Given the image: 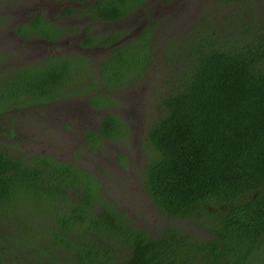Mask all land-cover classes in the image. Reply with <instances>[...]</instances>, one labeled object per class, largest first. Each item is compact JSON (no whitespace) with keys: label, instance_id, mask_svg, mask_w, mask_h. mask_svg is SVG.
Here are the masks:
<instances>
[{"label":"trees","instance_id":"1","mask_svg":"<svg viewBox=\"0 0 264 264\" xmlns=\"http://www.w3.org/2000/svg\"><path fill=\"white\" fill-rule=\"evenodd\" d=\"M145 1L94 0L83 12L121 21ZM220 1L241 6L248 0ZM244 15L232 39L194 24L178 46L186 54L175 76L179 85L160 101L144 138L142 184L153 205L167 217L201 223L209 237L174 225L154 236L117 210L90 172L46 154L17 155L9 151L15 145L0 140V264H264V14ZM27 26L47 40L61 32L39 14L17 31ZM119 35H89L80 43H112ZM149 40L145 28L112 46L98 81L88 78L82 54L6 67L0 113L83 98L104 112L99 132H83L90 149L102 137L123 139L128 123L108 110L117 103L111 92L148 75Z\"/></svg>","mask_w":264,"mask_h":264},{"label":"rangeland","instance_id":"2","mask_svg":"<svg viewBox=\"0 0 264 264\" xmlns=\"http://www.w3.org/2000/svg\"><path fill=\"white\" fill-rule=\"evenodd\" d=\"M63 1L70 2L69 0H0V13L5 14L4 10L1 9L2 7L10 9L33 7L37 9L38 6H51L49 9L52 11L48 16L52 14L59 17V22L63 24L77 25L74 35L76 36L81 30L82 25L79 21H82L83 12L78 9L70 18L60 17L58 7ZM85 1L87 0H78L79 3ZM45 2L48 3L45 4ZM76 2L77 0H75V6L78 4ZM241 6H236L233 3L225 4L220 0H170L165 3L164 7L160 6L161 9L156 13L160 16L152 17L155 23L153 24L151 44L156 55L158 51L163 49L166 50L164 52L166 55L155 57L156 59L151 62L150 73L140 83L127 85L111 92L117 103L108 110L119 114L128 123L130 129L127 134L129 140L125 143L121 145L120 143L108 145L105 143L102 149L95 148L96 150L90 149L84 143L82 144L83 130L96 129V119L102 112L91 110L83 98L71 97L62 100L64 102L63 107L54 105L55 108L47 109L46 114L51 112L52 117L45 121L41 122V119L32 118L30 115L29 118H32V122L29 120V123L32 124L26 127L30 131L25 132V137H32L30 140L21 141V138H18L19 141L10 140L4 144L6 146L11 145V143L15 145L17 149L14 148L13 153L21 156L38 153L37 149L45 148L46 151L52 152V154H47L49 156L59 157L61 155L59 158L63 162L81 163V166L95 170L97 174L94 173L102 180L101 187L104 196L107 194L116 201L119 197L121 199L120 206H126V211L135 225L146 228L154 236H157L166 225H174L183 230L191 231L202 239L208 238L209 232L202 227L201 223L188 218L167 217L153 205L144 191L141 172L148 154L144 138L147 128L160 115L162 106L160 101L171 89L179 85L175 76L178 74V70L184 66L186 58V54L178 49L181 41L186 36L193 35L191 28L194 24L196 28L202 31H206L204 28L210 27L212 31H216L218 34L222 33V38L232 39L238 34L235 27L240 28V20L238 19L247 18L244 15L245 11L255 20L264 14V0H248ZM204 14L206 20L201 17ZM9 22L10 20H8ZM86 22L82 21V23ZM150 22L152 23V21ZM123 23L119 21V27H122ZM108 27V24L105 23H95L94 29L105 33V29ZM13 44L15 42L9 43L5 40L0 48L3 47L5 51H11ZM105 51L100 49L96 55L93 53L91 56L97 58L102 56L101 54H104ZM99 67L100 64L94 65V69ZM67 105H72V114L64 120V115H61L59 119L55 118L57 114L55 109H65L68 107ZM80 113H84L83 117L82 114L80 116ZM14 116V127L17 133H20L22 123L25 124V121L28 120L29 110L23 111L21 115L18 112L17 116L15 114ZM33 129H36L39 134L31 133ZM33 142L37 144L34 145ZM118 152L128 153L124 155L126 159L124 168L113 162V157L120 155L117 154ZM118 156V161L124 163L123 156ZM112 165H114L113 169H111ZM137 173L140 186L134 182L132 184Z\"/></svg>","mask_w":264,"mask_h":264},{"label":"flooded vegetation","instance_id":"3","mask_svg":"<svg viewBox=\"0 0 264 264\" xmlns=\"http://www.w3.org/2000/svg\"><path fill=\"white\" fill-rule=\"evenodd\" d=\"M70 2L67 3V1H63L60 4V7H58L59 11L58 14L60 15V17H69L72 16V14L74 12H76L78 9H80V11L83 12V8L87 5L90 4L92 1L94 0H87L83 3H79L78 0L76 3L80 4H76L77 6H75V0H69ZM167 1L166 0H146L145 3L141 6V7H137L135 9H133L132 11H130V14L125 15L124 17L121 18L120 22H124L123 25H121L122 27H119V20H114V21H100L98 19H95L87 14L82 15V21H87L86 23H82L81 22V30L80 32L75 35V32L77 30V28H75L74 24H63L61 22H59V17H55L54 15L51 14V16H48L49 13L52 11L51 6H38V8H33V7H28L25 8L23 7L21 8H14V9H10L8 7H2L1 9L4 10V13H0V45H2L5 40L8 41L9 43H14L12 45L11 51H5L3 47L0 48V76L3 74V71L6 67H11L14 65H19L22 63H35L37 61H43L45 60V58L49 55L52 54H65V53H69V54H82L86 57H88V66H89V72L90 75L88 76V78H95L97 79V81L100 79L99 74H100V67L97 69H94V65L96 64H100L101 65V61L105 60L110 52V50L112 49V46L122 43L127 39L130 38H134V37H138L139 34L143 31V29L146 28V31L148 30L149 32V36H150V42H151V37L153 35V24L155 23V20L152 19V17H159V14H156L161 8L164 7L165 3ZM48 2H45V4H47ZM65 6H73V12L68 13L65 12ZM54 9V8H53ZM37 14H39L42 18L47 19L49 21H51L53 24H56L57 26L61 27V32L58 34V36L52 40H47L45 38H42L40 36H38V31L36 29L34 30H28L29 26L26 27V29L28 31H17V27L19 24H26L28 23L30 20H32L35 16H37ZM68 18V19H69ZM8 20H10V22L8 23ZM152 21V23L150 22ZM95 23H102V24H108V28L105 29V33L104 32H100L98 30L94 29ZM109 32H118L120 33V35L118 36L117 40H115L112 43H107V44H103L101 42V40H98L97 38L95 39V41L92 44H81V40L86 38L87 36H102L105 35L106 33ZM7 36H9L7 38ZM40 45V46H39ZM11 46V45H10ZM42 46V47H41ZM13 48H15V50H13ZM72 48V49H71ZM106 50L104 54H101L102 56H98L97 58H93L91 55L93 53H95V55L97 54L98 50ZM152 50H153V46H152ZM162 50L158 51V54L156 55L154 50H153V56H151L150 58H148L149 64H148V74L150 73V66H151V62L156 59L155 57L161 56ZM90 83V82H89ZM66 98H71V97H66ZM86 104L88 105V107L95 111V112H99L101 111L102 114L104 113L102 110H97L92 108L89 105V102L87 101V99L85 100ZM64 102H62V100L60 101H52V102H47V103H36V104H30V103H26L23 104L21 106H17L14 107V109H9L8 112H4V113H0V140L3 142H10V140H18V138H21V141H27L30 140L32 137H25V132L30 131V129H26V127H28L29 124V120L32 122V118H39L42 121L47 120L48 118L52 117L51 112H48L46 114V110L49 108H55V106H60L63 107ZM68 107H66L65 109H55L57 114L55 118H58L61 115H64V119L68 118V116H70L72 114V109L71 106L72 105H67ZM113 106H111L112 108ZM25 110H29V116H28V120H26L23 124L22 123V127H21V132L17 133L15 127H14V120H15V116L14 114L17 116L18 112L21 115L23 111ZM64 110V113H62V111ZM34 112V113H32ZM31 113V114H30ZM79 114V113H78ZM82 114V117L84 115V113H80V116ZM30 115L32 116V118H29ZM47 115V116H45ZM78 116V115H77ZM97 120V119H96ZM97 123V121H96ZM98 128V123L97 126ZM94 129V128H90L92 130H95L96 132H99V129ZM89 130V129H86ZM85 131V130H83ZM128 131L130 132L129 126H128ZM31 133H34L35 135L39 134V132H37L36 129L31 130ZM128 134V133H127ZM126 136L123 139L120 140H114V139H110L107 137H102L101 141L99 144H97L95 148L97 149H102L103 145L106 143L107 145L110 143H114V144H123L125 143L127 140H129V138H127L128 136ZM16 135H18V137H16ZM34 145L37 144L36 142H33ZM86 144L88 145V143L83 139V133H82V144ZM12 144V143H11ZM1 148H4V144L0 145ZM89 147V145H88ZM49 148V147H47ZM90 148V147H89ZM117 148V147H116ZM15 149H13L12 147H10V152H13ZM39 152L37 154H52V152H48L45 150V148H41V149H37ZM96 150V149H95ZM99 153V152H97ZM36 154V153H33ZM60 154V153H59ZM71 154V153H70ZM117 154H120L123 156L125 154L128 153H123V152H118ZM134 154V153H133ZM49 156V155H47ZM61 155H59L60 157ZM117 156H114L113 162L116 163L118 166H120L121 168L125 167V163H126V159L124 158V163H120L117 159ZM53 157L55 159L60 160L59 157H54V156H50ZM138 158V157H137ZM128 159V157H127ZM62 161V160H60ZM69 163V162H66ZM114 163H110V164H114ZM75 166H77L80 169H83L85 171L90 172L95 179L100 183V189L102 191V180L98 177V175H96V171L95 170H91L85 166H81V163H76L74 162ZM113 166H111V169H113ZM96 174H95V173ZM136 183L137 186H140V182H139V176L138 173L136 174V178L135 181H132V184ZM103 194V192H102ZM104 195V194H103ZM108 201H110L114 207L125 213L126 216L129 217V219L132 221L131 217L129 216L128 212L126 211V206H120V198L117 197V201L113 200L111 196L107 195L104 196ZM133 224H135L132 221Z\"/></svg>","mask_w":264,"mask_h":264}]
</instances>
